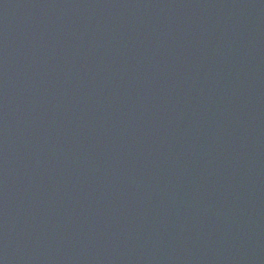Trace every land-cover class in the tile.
I'll list each match as a JSON object with an SVG mask.
<instances>
[{
	"label": "water",
	"instance_id": "obj_1",
	"mask_svg": "<svg viewBox=\"0 0 264 264\" xmlns=\"http://www.w3.org/2000/svg\"><path fill=\"white\" fill-rule=\"evenodd\" d=\"M0 264H264V0H0Z\"/></svg>",
	"mask_w": 264,
	"mask_h": 264
}]
</instances>
